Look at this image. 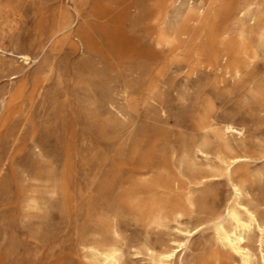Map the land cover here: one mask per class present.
I'll list each match as a JSON object with an SVG mask.
<instances>
[{
	"label": "rangeland",
	"instance_id": "374dc122",
	"mask_svg": "<svg viewBox=\"0 0 264 264\" xmlns=\"http://www.w3.org/2000/svg\"><path fill=\"white\" fill-rule=\"evenodd\" d=\"M244 1L259 17L249 35L230 11L242 0H0V264H85L89 244L119 248L124 264L236 263L204 223L175 260L158 262L155 252L183 236L172 217L147 224L132 183L158 172L131 169L183 150L207 169L216 146H203L207 159L193 152L201 122L230 123L241 131L227 136L233 154L250 156L244 200L264 222V0ZM207 53L254 58L232 75L219 60L209 72ZM51 64L38 87L36 75ZM169 168L161 175L172 179ZM218 179L206 188V211L229 196ZM181 190L162 194V203ZM187 218L182 225L192 227Z\"/></svg>",
	"mask_w": 264,
	"mask_h": 264
},
{
	"label": "bare ground",
	"instance_id": "6f19581e",
	"mask_svg": "<svg viewBox=\"0 0 264 264\" xmlns=\"http://www.w3.org/2000/svg\"><path fill=\"white\" fill-rule=\"evenodd\" d=\"M199 3L201 2L199 1ZM254 6L255 4L253 2H245L242 0L238 8L229 9L231 12L236 13L237 21L240 23L239 32L241 35L251 34L255 27L257 28L258 26L259 17L256 13L257 9L256 11L253 10ZM202 10L203 9H201L200 12H202ZM245 17H247L246 22L243 20ZM69 25L70 23L56 28L52 32L51 38L55 37L57 33L67 29ZM262 32L264 40V26ZM19 57L22 59L21 62L30 60V56L27 53H20ZM203 57L205 60L204 67L207 68L209 72L214 68H218L219 60L223 62L220 68H222L225 73L239 75L242 66L246 67V63L243 62L246 61L248 63L252 61L254 53H221L220 55L218 53H207ZM45 70L46 71H43L42 69L36 75L35 83H38V87L40 88H44L46 85V81L49 79L52 72V64L48 65ZM43 72L46 74L41 76ZM21 88L22 87L19 85L12 93V96L20 92ZM35 90L37 91V89ZM10 100L12 101V99ZM1 105L6 106L3 104V101ZM208 119L209 118H207V120ZM4 120H6V118ZM208 121L203 118L201 122V129H203L202 140L198 144H195L193 152H198L207 159V154L202 150L203 146H206L209 142L215 144L216 148L213 154V166L210 165L207 169L201 168L191 158L190 154L192 152L190 153V151L183 150L179 157H177L174 151L171 152V156H174V161L171 159V161L168 162L162 161L152 168L148 165H143L131 169V172L138 176L149 174L153 172L154 169L158 172L154 177L139 178V180H135L132 183L135 189L134 193L138 196L137 199L139 201H145L142 207L148 218L147 224L165 226V222L168 218L172 217V221L176 223L174 227L175 232L183 236L181 240H170L160 251L155 252L156 260L161 263L171 262L173 258L175 260L177 251H185V249H187L189 237L198 226L204 223L210 227L212 241L217 246L220 254L229 255L233 258L235 257V264H264V222L257 218L254 211L244 200V198L247 197L251 198L249 189H246L244 186V181L249 175L247 158H250V156L245 154H233L234 148L227 138L228 134L232 135V132L240 134L241 131L238 129L239 127L236 128L230 123H224L220 127L212 128L211 123L214 121L211 120V123ZM6 122L7 121H5V123ZM257 158H264V153ZM169 166H172V179L165 175H169ZM219 170H221V173L217 174L216 171ZM164 171L165 174L161 175ZM255 174L261 177L263 171L258 170ZM175 176L184 177L185 180L182 181ZM219 176L222 177L229 186V196L226 198L221 209L216 208L206 211L208 210L206 201L208 195L211 193V191H207L206 188L218 184ZM174 188H182V190L173 200L170 199L171 197H167V201L165 199L166 204L162 203L161 195H169L170 191L175 192L176 189ZM175 194L176 193H174V195ZM204 213H208V215L203 217L202 214ZM183 215L188 217L186 222L189 224L192 223V227H189L187 224H184V226L182 225L180 218ZM193 218L196 220L193 221ZM252 246H254V248ZM224 260V258H221L220 262L224 263ZM177 263L183 264V259L181 257L177 258ZM85 264H124V262L119 248L98 247L89 244L86 247Z\"/></svg>",
	"mask_w": 264,
	"mask_h": 264
}]
</instances>
